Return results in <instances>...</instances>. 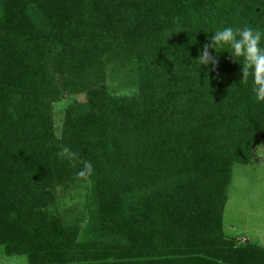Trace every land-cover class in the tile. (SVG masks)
<instances>
[{"label": "trees", "instance_id": "16d2710c", "mask_svg": "<svg viewBox=\"0 0 264 264\" xmlns=\"http://www.w3.org/2000/svg\"><path fill=\"white\" fill-rule=\"evenodd\" d=\"M244 25L264 29V0H0L5 254L264 264L263 246L224 231L235 165L264 145V103L227 52L207 75L196 61L215 28ZM79 180L89 203L70 218Z\"/></svg>", "mask_w": 264, "mask_h": 264}, {"label": "rangeland", "instance_id": "374dc122", "mask_svg": "<svg viewBox=\"0 0 264 264\" xmlns=\"http://www.w3.org/2000/svg\"><path fill=\"white\" fill-rule=\"evenodd\" d=\"M74 99L83 101V96ZM72 98H64L54 105L56 128L60 131L64 110L72 102ZM90 183L79 180L70 186L65 195L62 214H70L80 218L89 203ZM62 192L60 188L57 192ZM75 221V218H74ZM224 231L230 237L239 238L242 242H252L264 247V145L257 148L254 158L248 165H235L233 182L229 191V202L224 214ZM0 264H28L25 256L9 257L0 246Z\"/></svg>", "mask_w": 264, "mask_h": 264}, {"label": "clouds", "instance_id": "9594fccd", "mask_svg": "<svg viewBox=\"0 0 264 264\" xmlns=\"http://www.w3.org/2000/svg\"><path fill=\"white\" fill-rule=\"evenodd\" d=\"M208 40L210 43L204 45L196 59L200 68L207 69L206 75L215 69L219 55L227 52L233 62L241 65L240 83L250 84L255 101L264 103V29L249 25L220 26ZM68 151L64 148L57 155L64 157Z\"/></svg>", "mask_w": 264, "mask_h": 264}]
</instances>
